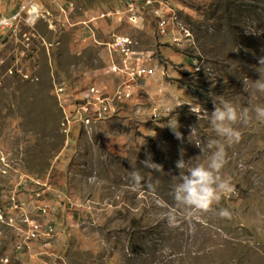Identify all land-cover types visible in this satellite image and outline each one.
<instances>
[{"label":"rangeland","instance_id":"374dc122","mask_svg":"<svg viewBox=\"0 0 264 264\" xmlns=\"http://www.w3.org/2000/svg\"><path fill=\"white\" fill-rule=\"evenodd\" d=\"M25 1L0 0V14ZM34 1L33 25L0 31V264H264V0H157L163 31L139 2ZM89 87L109 111L85 122ZM221 100L252 113L230 146L211 125ZM210 139L226 145L235 191L206 213L179 207L176 162L207 166L196 144Z\"/></svg>","mask_w":264,"mask_h":264},{"label":"clouds","instance_id":"9594fccd","mask_svg":"<svg viewBox=\"0 0 264 264\" xmlns=\"http://www.w3.org/2000/svg\"><path fill=\"white\" fill-rule=\"evenodd\" d=\"M259 67L255 70L259 73V78L254 81L257 91L264 92V56L258 58ZM207 112L206 110H204ZM255 118L264 121V106L257 105L254 108ZM252 119V113L247 107L237 108L231 101L221 100L220 106L214 104L211 113V125L218 137L227 141L230 146L239 143L241 132L237 125H247ZM175 137L183 140V135L177 130L175 122L171 126ZM196 147L201 154L206 151L210 153L207 166H189L182 158L176 162V167L187 171L179 174L180 182L175 185L172 197L176 205L187 210L206 213L210 211L214 204L219 203L222 196L235 191V185L230 179L222 177L221 172L226 166L227 151L226 145L221 140L210 139L206 143H198ZM143 167L162 172V166L152 161L151 154H146V159L141 161ZM137 183L143 182V177L138 172L132 173ZM219 215L223 218H231V213L227 209H221ZM175 213H169L168 222L170 226H175Z\"/></svg>","mask_w":264,"mask_h":264},{"label":"built area","instance_id":"2783aa9c","mask_svg":"<svg viewBox=\"0 0 264 264\" xmlns=\"http://www.w3.org/2000/svg\"><path fill=\"white\" fill-rule=\"evenodd\" d=\"M133 2H139L143 5L150 7L152 12L156 18L158 27L163 31L162 26L165 22V19L161 18L158 13V7L155 5L157 0H130L127 3L126 10L128 9L129 12L132 11ZM40 9L34 0L25 1L23 3L17 4L16 7L10 11L9 13L0 14V31L4 30H11L15 26L19 24H25L31 26L35 23V21L40 16ZM107 15L108 13H102L101 15ZM132 14V13H131ZM128 40L122 36H116L113 42L114 48L118 50L119 57L122 58L124 66L127 67V63H129V59H131V50L127 47ZM137 60V59H136ZM135 73L139 76L141 75H150L152 73L151 66L142 65L136 61ZM131 85L128 84L122 90L125 96H129L132 94L130 90ZM101 90H98L94 87H89L82 99V103L78 106V115L81 120L85 122H89L93 119H98L104 116L109 111V105L103 95L100 93ZM90 97V98H89ZM37 225L34 224V227ZM49 229L51 227L49 226ZM20 247V246H19Z\"/></svg>","mask_w":264,"mask_h":264}]
</instances>
